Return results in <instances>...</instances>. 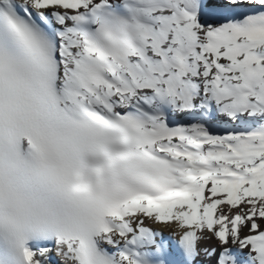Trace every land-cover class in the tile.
<instances>
[{"label": "snow or ice", "instance_id": "1", "mask_svg": "<svg viewBox=\"0 0 264 264\" xmlns=\"http://www.w3.org/2000/svg\"><path fill=\"white\" fill-rule=\"evenodd\" d=\"M0 264H264V0H0Z\"/></svg>", "mask_w": 264, "mask_h": 264}]
</instances>
